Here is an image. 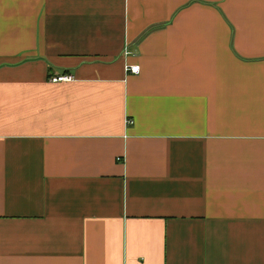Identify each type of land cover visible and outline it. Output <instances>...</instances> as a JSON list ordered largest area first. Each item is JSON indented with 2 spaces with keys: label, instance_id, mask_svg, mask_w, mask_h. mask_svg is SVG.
Masks as SVG:
<instances>
[{
  "label": "crops",
  "instance_id": "crops-1",
  "mask_svg": "<svg viewBox=\"0 0 264 264\" xmlns=\"http://www.w3.org/2000/svg\"><path fill=\"white\" fill-rule=\"evenodd\" d=\"M0 264H264V0H0Z\"/></svg>",
  "mask_w": 264,
  "mask_h": 264
},
{
  "label": "built area",
  "instance_id": "built-area-1",
  "mask_svg": "<svg viewBox=\"0 0 264 264\" xmlns=\"http://www.w3.org/2000/svg\"><path fill=\"white\" fill-rule=\"evenodd\" d=\"M126 53H129L128 51ZM127 71H131L133 73H138L139 72V65L135 64V65H130V66H126ZM73 79V75L71 74H61V75H55L51 77V80L53 82H59V81H65V80H71ZM127 123H132L131 119H127Z\"/></svg>",
  "mask_w": 264,
  "mask_h": 264
}]
</instances>
